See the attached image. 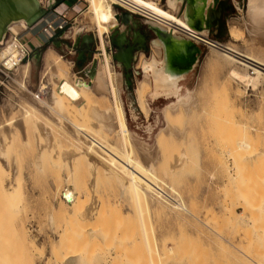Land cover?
Masks as SVG:
<instances>
[{
	"label": "rangeland",
	"instance_id": "1",
	"mask_svg": "<svg viewBox=\"0 0 264 264\" xmlns=\"http://www.w3.org/2000/svg\"><path fill=\"white\" fill-rule=\"evenodd\" d=\"M81 1L84 3V7L75 15L76 18L72 24L75 27L73 34L75 39L77 32L83 29H91L95 31L94 28L89 26L85 19V13L89 7V2H86L85 0ZM167 2L168 0H161V6L167 8ZM181 3L182 0H180V6L175 7L178 11L177 9L170 8L171 19L182 18L181 14L184 10L182 9L183 6ZM248 3L249 0H219L217 7L221 9V16H218L216 20H221V23H218L215 34L210 35V38L216 39L220 42H228L230 41V27L234 24L240 25L241 28H245L244 36L249 40H241L235 43L232 42V45L246 52H254L264 56V38L261 36H253V39H250V37L248 38V29L244 25V18L247 17L246 12L248 10ZM114 7L119 13L124 9L115 4ZM146 19L152 22L149 17L141 13H134L129 22L124 25L122 23L119 24V26H117L115 30H112L111 33V37L113 34L114 37H116L120 31L127 30L128 32H131L135 27L148 32L149 46L147 50L142 49L136 53L132 75L129 73L127 78L123 63L113 57L114 55L112 56L110 52L109 53L111 55V62L114 67L116 79L118 77L121 81V85L119 84V98L120 103L125 110L126 126L136 144L142 149H146L145 153L150 155V159L153 158L155 160L156 157L159 156L158 147H156L157 133L161 128L167 127L165 109L168 105L174 102L169 95H162L160 98H154L155 100L149 98L151 110L148 117H145L139 107L138 89L140 87V81L144 78L145 73L142 68L144 66L140 64V61L144 56L146 58H151L153 54H155V57H157L156 55L158 51V48L154 43L157 34L155 30L153 31L148 26ZM120 21L123 22L121 19ZM17 26L22 28V31L19 34L23 35L24 31H26L27 26L24 28L25 24H14L9 31V33L12 34V36L10 35L11 38L15 37V33L13 32L14 28ZM107 35L105 38L106 46L111 43V49L114 50L115 45L111 42V39L107 38ZM254 37L257 39H254ZM191 41H193L199 48L200 54L196 62L193 63L194 68L190 73L189 79L183 83L181 82L183 87L179 83L180 79L177 80V85H180V87L175 94H177L176 96H181L182 99L186 98L189 100L190 97L195 99L196 96L198 101H201V99L206 101V99L208 100V98H210L213 92L219 91L223 86L226 88L229 86L228 89L231 88L229 93L233 95H230L231 99L236 105V115H238L239 118L247 119L251 124L261 128L262 137L260 143L257 145L258 149L256 150L255 159L258 160L259 163H262H260L258 170H261L260 172L262 175H260V178H263L261 180L262 182L260 181V184H263V186L261 185L262 190L260 189V192L263 195H258L259 201H257V208H252L255 210L251 211L244 210V208H242V210L240 209L239 190L241 188L238 189L239 179L236 183L237 178L235 181L234 177V175L237 174V167L234 162L235 159L233 158L234 154L223 153L218 145L215 146L214 142L216 141L215 139L213 141V138L209 141V146H212L210 147L211 149H209L206 145V140H203L202 129L200 130V125H202L205 120V113L199 110L201 114L198 118L196 117L197 131L193 135L194 140H187V144L180 149L179 153L175 154L179 155L184 152V155L187 156H184L186 161L183 158L184 161L177 168L179 171L178 174L169 177V170L167 173L165 167L162 166L163 181L174 186L189 210H192L191 212L194 213H192V215L184 214V217L180 218L183 214L178 217V215L170 214L167 210L163 212L162 210L154 211L153 209L149 213L145 210L144 206V218L148 232L150 234H152L151 232H155L158 236V243L161 246L162 244L165 245L166 251L160 250L162 256L155 254L152 258V262L148 257L147 250L142 248L144 246L136 244L140 240L141 243L143 240L141 223H139V215L136 209H134L135 205L133 201L130 196L123 191L122 187L117 182L114 183V181H110L106 178H102V180L104 179L103 182H100L102 180L99 181L98 187L93 186L91 173L83 170L81 176L84 178L86 184L84 183L85 185L82 184L80 186V200H84V202L87 200L88 196L86 189H88L90 191V196L85 203H89L88 205H90L95 199V205L97 207L91 211L89 218L82 221V225L75 223L72 218L71 222L74 226L71 225L74 228L77 227L76 232L79 234L77 239L80 241L78 245L83 246V249H85V247L86 249L88 248L87 253L90 251L91 253L88 258L86 257L88 255H86L87 250L82 251L84 253L82 255V263L71 258L68 260L67 258H64L63 253L70 245H62L61 247H58L57 250H54L52 245L53 242L59 238L60 234H65V231H67L66 234L68 235L69 230L70 233L72 232L69 225H67V230L65 228V225L69 224L67 223L68 220L65 221L67 207L64 205L65 208L61 206L62 202L60 201L62 200L57 194V188L59 181L58 176L61 177L64 175L60 180L66 181L69 178L68 176L66 177V175L69 173L71 174V170H68L66 167L68 166V168H70V161L68 164V156L66 158V155L71 152L73 145L69 140V132L66 133L68 129L60 124L61 121L59 122V120H63V118L57 114L56 118L52 115L53 122L48 125H52L51 127L55 130L53 134L54 136L56 135L54 138L56 141L53 140L54 142H52L54 143V146L55 144L56 147L57 145L59 146L58 148L61 150L60 153L56 152V149H54L55 147L52 149L46 147L49 144H52V142L47 138H45L47 139L45 140L44 136H41L40 128L38 129L40 126H38L39 122L36 120L37 118L35 119L36 122L32 120L28 123L26 132L20 130V126L16 124L18 117H20V106L18 105H21L20 102L22 104L24 103L21 101L24 97L20 90H23V87L20 85L22 83V85L27 87L29 91L35 92L39 89V85L44 82L50 85L52 91L55 90L56 84L51 80L47 65L45 64L47 54L51 51L58 54L59 60H65L67 64L71 62V65L69 64L70 66H68L71 67L69 68V71L73 79L83 89L86 90V84H91V79L84 75L83 71L78 72L77 68L80 67V63L77 61V55L79 53L76 52V50H73V52H68V50L59 51L51 41L45 43L39 50H36L34 46L37 44L35 45V41H32L28 44L30 48L29 60L25 61L15 69L14 73L11 74V77H9L8 80H5V83H0V159L3 161L5 167L9 169L11 178H15V176L19 177V175H21L20 180L23 178L20 182V194L18 196L14 195L8 197L5 196L3 187L6 184V181L9 182L11 179H7V172H5L6 178L5 174H1L0 176V264H136L137 261L139 262L137 264H141L142 260H144L142 264H264V80L258 89H253L252 87H247V89H245L242 83L237 80H232L230 77V79L228 78L229 64H225V62L223 63V61H221L220 66L217 68L210 69L206 67L207 56L209 53L213 52L207 42L197 40ZM161 47H163L162 44ZM97 48L98 47L96 46L94 51L99 54V48ZM162 51L164 54L163 48ZM142 53H144V56H141L140 58ZM97 56L98 57L95 59L99 63L101 60L100 54ZM93 57H95V54L90 53L89 59L92 60ZM155 57L150 60H144L146 64H150L153 61H157ZM72 60L75 61L74 64ZM222 65L223 69H221ZM153 70L155 71V68ZM170 72L174 73L177 71L172 70ZM163 73L164 72L157 71L155 74L159 77ZM80 74H83L86 78V80L81 81L82 85L78 82L79 80H77V77ZM119 75H121V77ZM126 78L128 79V82L126 81ZM224 79L227 82H224L225 85L222 84ZM230 81H232L231 86L229 85ZM171 84L175 83L173 82ZM87 92L88 91H86V94ZM66 100L70 101L68 98ZM65 102L66 101L62 102V104ZM64 110L66 114L64 113ZM66 110V107L65 109L61 107L59 111L60 113L62 112L61 114H63V116L65 115V118L71 119L72 115H70V113L68 114V111ZM42 120L44 119H41V121ZM9 128L11 130L14 129L10 136L6 132ZM254 135L255 132L252 131L253 141L256 140ZM44 140V143H47L48 141V144L42 146ZM206 146L208 148H206ZM39 147L43 148L40 149ZM47 148L49 150H47ZM67 148L70 149V151H68ZM182 149L185 150L183 151ZM215 149H217V151ZM212 151H214V155ZM244 151V156H246V150ZM62 152H64V154ZM216 152L225 155L224 157L223 154H219L223 157V159H220L224 162L220 161V159H218L219 157L215 156ZM55 153H57L56 156ZM230 156L232 157L230 158ZM237 156H240V154ZM54 157L56 158L54 159ZM234 157L236 158V155ZM62 158L66 160L63 161ZM218 161L224 164L223 167L221 163V167L219 166ZM172 163H174V160ZM57 170H59V173ZM66 172L68 173L66 174ZM211 189H213L212 202L210 200ZM18 207L20 209H18ZM61 208L66 215L64 214V216H62ZM63 208L66 210H63ZM57 211H61V218H56V215L57 217L60 216V212L58 215ZM207 213L208 215L206 216ZM207 217L210 218L208 219ZM242 223H244L246 238L245 255H243V258L240 251ZM152 225L154 228H152ZM18 227H20L19 235L16 232ZM24 228L29 235L25 236L23 234ZM64 237H68L69 239V236L65 235ZM93 238H96V240ZM166 238L168 239L165 240ZM169 238L174 239L170 240ZM161 240L164 242L162 243ZM135 241L137 242L135 243ZM182 241H184L185 244H183ZM87 243L89 244L87 245ZM178 244H180V246H178ZM169 250L171 254L169 253ZM167 251L169 254L166 253ZM140 259L142 260L140 261ZM155 259H158V262ZM252 260H254V262H252Z\"/></svg>",
	"mask_w": 264,
	"mask_h": 264
},
{
	"label": "bare ground",
	"instance_id": "2",
	"mask_svg": "<svg viewBox=\"0 0 264 264\" xmlns=\"http://www.w3.org/2000/svg\"><path fill=\"white\" fill-rule=\"evenodd\" d=\"M41 1L46 4L53 0ZM191 1L193 3V10L191 13L192 16L187 13L185 8L181 14L182 18L171 19L170 8L177 9L175 8V0H168L167 8L161 6V0H88L89 7L85 13V19L87 20L89 26L95 29L96 35L98 37V48L101 59L99 63H96L95 73L90 77L91 84H86V90L83 89L73 79L69 71V68L71 67L68 66L71 65V62L69 63L67 61L70 64L69 65L65 62V60H59L58 54L50 50L51 52L47 54L45 64L47 65L51 80L56 84L55 90L52 91L50 85L44 82L39 85V89L35 92L29 91V89L23 86L22 83L20 85L23 87V90H20L24 97L23 100L21 99V101H23L24 103L22 104L20 102L21 105H18L20 106V117H18V121L16 124L20 126V130L26 132L28 123L32 120L34 122H36L37 120L39 122L38 126L40 127H38V129L40 128L41 136H44V139L47 138L52 142L56 136H54L53 134L55 130H53V128L51 127L52 125L50 126L48 124H52V118L53 116H55L56 118L57 114L63 118V120L59 118V122L61 121L60 124L63 125L64 128L68 129V131L66 130V133L69 132V140L73 145V149L71 150V152H67L68 154L66 155V158L67 156L69 158V160L67 158V163L69 164L70 161V168H68V166L66 167L68 170H71L70 172L72 176L70 173V176L69 174L66 175V177H69L66 181L60 180V178L62 176L64 177V175H62L61 177L58 176L60 182L58 181L57 188V194L62 200L60 201L62 202L61 206L67 207V212L65 211L67 215L62 211L61 208L63 214L62 216H64L65 214V221L68 220L67 223H69L65 225V228L67 230V225H69L73 234L72 232L70 233L69 230L67 235V231L64 230L65 234H60L61 236L59 235V238L55 240L52 245V248L54 250H57V248L61 247L62 245H72L71 247L68 245L69 248H66L63 253L64 258H67V260L71 258L77 260V262L80 263L83 259V250H87L86 255H88L86 257H90L91 253V251L87 253L88 248L86 249L85 247V249H83V246L78 245L80 241L77 239L79 235L76 232L77 227L74 228V225L71 222L72 218L75 223H77L78 225H82V221H84L86 218H89L91 211H93L97 207L95 205V199L94 202L92 201L93 203L90 205H88L89 203H85L88 201L90 196V191L86 188L85 189L87 191L88 198L85 196L87 198L85 202L84 200H80V186L84 183L86 184L84 178H82L81 176V172L83 170L91 173L93 186L98 187L99 181L102 180V178H106L110 181H114V183L117 182L122 187L123 191L128 194L133 201L135 205L134 209H136L139 215V223H141L143 240L141 243V240L139 242L135 241V243L137 242V245L139 244L144 246L142 248H145L147 250L148 257L151 261L155 254H159L160 256H162L160 250L166 251L165 245L162 244L161 246L158 243V236L155 234V232H151L152 234L148 232L146 221L144 218V206L145 210L149 213L153 209L154 211L162 210L163 212L167 210L170 214L172 213L174 215H178V217L179 215L183 214V216H180V218L184 217V214L192 215V213H194L191 212L192 210H189L183 198L179 196L174 186L163 181L162 170L163 167H165L167 173L169 170V177L171 175L178 174L179 171L177 168L180 164H182V162L184 161L183 158L185 159L184 156L186 155H184V152L180 153L179 155L175 154L179 153L180 149L187 144V140H194L193 135L197 131L196 117L198 118L202 111L205 113V120L204 123L200 125V130L202 129L203 140H206V145L209 147V149H211L210 147H212L209 146V141H211V138H213L212 140L214 141L215 139L216 141L214 142L215 146L218 145L223 153L231 155L234 154V156L236 155V158H238L236 159L233 156V158L235 159V165L237 167V174H235L234 177L235 181L237 178L236 183L239 179L238 189L241 188L239 190L240 206L244 208V210H255L252 208H255L258 204V195H263L260 192L262 190L261 185L263 186V184H260V181L263 178H260V175L262 174L260 172L261 170H258L261 162L259 163V161L255 159L256 150L258 149L257 145L261 141L262 131L260 127L255 126L251 124L247 119H243L241 117L239 118V116L236 115V105L231 99L230 95L232 94L229 93V90L231 89H228L229 86L228 88L223 86L221 87V89H219V91L213 92L210 98H208V100L206 99V101L204 99L198 101L196 96L195 99L192 97H190L189 100L186 98L182 99L181 96H176L177 94H175L177 86L168 85L172 82L170 81L171 73L165 72L159 77L156 76L155 72L152 71L153 69L148 64H146L144 58L142 57L141 61L140 59L139 61L140 64L145 67V73L144 78L140 81V87L138 89V103L145 117H148L150 115L151 106L149 103V98L151 99L162 95H169L172 97L174 102L168 105L165 109V119L167 121V127L161 128L157 133L156 147H158L159 156H157L155 160L153 158L150 159V155H147L145 153L146 149L144 150L136 144L126 126L125 110L120 103L119 98V84L121 85V81L118 77L116 79L114 67L111 62L112 59L105 41L106 35L110 34L115 26L123 23L118 17L119 12L114 7L115 3H121L125 5V7H127V10L132 13V16H128L129 20L133 17L134 11L142 13L143 15L151 19L153 27L165 29V31L169 35V41L172 43L170 45L171 49H169V57H166L165 54H163V47H161V43L158 39L157 43L155 44V46L158 48L156 55L157 57H155V59L160 61L158 63H161V65L155 64L157 70L163 72L166 69L175 70L183 68L184 70L181 74H184L185 72L193 68V63L196 62L200 54L199 48L191 40L204 41L207 42L210 45V48L213 50V52L209 53V55L207 56L206 67L210 69L217 68L220 66L221 61H223V63L225 62V64H229L228 78L230 77L232 78V80H237L238 82L242 83L245 89H247V87L258 89L261 86L262 81L264 80V56L254 52H246L232 45V42L235 43L241 40H249L244 36L245 28L243 29V27L241 28L240 25L236 24L232 25L231 27L229 26L230 41L228 42H220L216 39H211L208 34V22L220 15V10L217 7L219 0ZM179 6L180 5H178V7ZM246 13L247 17L244 18V25L248 29V38L250 37V39H253V36H261L262 38H264V0H249L248 10ZM18 23L25 24L27 26L25 21L21 20L13 22L11 27L14 24ZM196 23L198 24L197 27L194 26L196 25ZM21 31L22 28L20 26H17L14 28L13 33H20ZM254 39L257 38L254 37ZM2 43H4L3 39L0 40V46ZM99 54L95 53V58L98 57L97 55ZM193 58L195 59L193 60ZM221 69H223V65ZM119 76L121 77V75ZM78 79L79 78H77V80ZM62 81H64V83L60 87ZM78 82L81 83V81ZM224 82H226L225 79L222 84H224ZM231 84L232 81H230L229 85L231 86ZM86 91H88L87 94ZM65 98H68L70 101L66 100ZM64 101L66 102L62 104V102ZM61 107H63L64 109L66 107V111H68L67 113H70V115H72L71 119L69 117V119L65 118V115L63 116V114H61L62 112L60 113L59 110ZM199 110H201V112ZM41 119L44 120L41 121ZM13 131L14 129L11 130L9 128L6 132L10 136L12 135ZM252 131L255 132V141H253L252 139ZM45 140L42 143H44ZM53 142L46 147H50V149L55 147L54 149H56V152L60 153L61 150L60 148H58L59 146L57 145L56 147V144L54 146ZM47 144L48 141L42 146H45ZM50 145L53 146L51 147ZM207 146L206 148H208ZM47 150L49 149L47 148ZM67 150L70 151V149L68 148ZM182 150L184 151L185 149ZM215 150L217 151V149ZM244 150H246V156H244ZM214 151H212L213 155ZM57 153H55V156ZM62 153L64 154V152ZM223 153L220 154L219 152H216L215 156L219 157L218 159H223V157L220 156ZM239 154L240 156H237ZM231 157L232 156H230V158ZM55 158L56 157H54V159ZM222 159H220V161H222ZM65 160L63 159V161ZM173 160L174 163H172ZM220 163L221 162L218 161L219 166L221 167L222 165L223 167L224 164L221 163L220 165ZM57 171L59 173V170ZM5 172L8 173L7 179H11L9 182L6 181V184L3 187L5 196H18L20 194V182L23 178L21 177L22 179L20 180L21 175H19V177L15 176V178H11L9 169L5 167L3 161L0 159V176L1 174H5L6 178ZM58 173L56 172L57 175ZM67 173L68 172H66V174ZM103 181L104 179L100 182ZM64 192L70 193L72 195L71 199H67L64 196ZM64 208L63 210H66ZM18 209L20 208L18 207ZM61 211H57L58 215L60 212V216L57 217L56 215V218H61ZM207 215L208 213L206 214V216ZM152 228H154L153 225ZM25 230L26 229L24 228L23 234L25 236L29 235ZM16 232L19 235L20 227L16 229ZM69 234L71 235V237ZM63 235L69 236V239L68 237L66 238ZM167 239L168 238H166L165 240ZM94 240H96V238ZM161 241L162 243L164 242L163 240ZM182 242L183 244H185L184 241ZM88 244L89 243H87V245ZM180 244H178V246H180ZM166 253L169 254L170 250L169 253L168 251ZM142 259H140V261ZM155 260L157 261L158 259ZM142 262H144V260H142ZM137 263L139 262L137 261Z\"/></svg>",
	"mask_w": 264,
	"mask_h": 264
},
{
	"label": "water",
	"instance_id": "3",
	"mask_svg": "<svg viewBox=\"0 0 264 264\" xmlns=\"http://www.w3.org/2000/svg\"><path fill=\"white\" fill-rule=\"evenodd\" d=\"M218 1V0H216ZM58 0H53L48 3H43L41 0H0V40H5L6 37L9 36V31L11 30V25L16 21H25L28 26H31L35 22H37L44 14H46L50 9L54 8L57 4ZM192 1L186 0V11L189 15L192 13ZM220 14H221V9ZM132 16V13L123 9L121 13H119L118 17L125 23L129 22L128 16ZM134 15V14H133ZM192 16V15H191ZM219 16V15H218ZM209 23V22H208ZM118 26V25H117ZM114 27V29L117 28ZM198 24L196 23V25ZM113 29V30H114ZM154 30L157 34V39L163 46L164 54L166 57H169V52L171 49L170 45L172 44L169 40V35L165 31V29L155 28ZM94 34V33H93ZM86 40L87 36L84 37ZM111 42L119 48H122L121 42L115 41V38L111 37ZM41 47H37L36 50H39ZM96 59L92 58L91 63L82 69L84 75L90 77L95 73L96 70ZM87 79V80H89ZM79 81H84L86 78L79 77ZM64 81L61 82L60 87L63 85ZM64 196L67 199H71L72 195L70 193L64 192Z\"/></svg>",
	"mask_w": 264,
	"mask_h": 264
},
{
	"label": "built area",
	"instance_id": "4",
	"mask_svg": "<svg viewBox=\"0 0 264 264\" xmlns=\"http://www.w3.org/2000/svg\"><path fill=\"white\" fill-rule=\"evenodd\" d=\"M88 2L87 0H85ZM116 6L123 7L127 9L125 5L121 3H115ZM134 13H139L135 12ZM142 14V13H141ZM76 16L70 17L69 9L65 8L60 11H56L54 8L50 9L46 14H44L37 22L28 27V32L34 38L39 37L44 42L47 43L58 31L63 30L69 26H73ZM95 33L94 30H92ZM10 33L8 37L5 38L4 43L0 46V83H5L11 77L22 63L29 60L30 48L28 46V40L24 39L21 34L15 33V37L11 38ZM18 35V36H17ZM97 39L96 34L94 35ZM110 39V35H108ZM109 43V47H111ZM74 45H72L68 52H73ZM99 50V49H98ZM73 64L75 63L72 60ZM82 71V70H81ZM79 71V72H81ZM84 77L83 74L78 75L77 78Z\"/></svg>",
	"mask_w": 264,
	"mask_h": 264
},
{
	"label": "flooded vegetation",
	"instance_id": "5",
	"mask_svg": "<svg viewBox=\"0 0 264 264\" xmlns=\"http://www.w3.org/2000/svg\"><path fill=\"white\" fill-rule=\"evenodd\" d=\"M181 4L183 6L182 9L184 10L186 8V0H182V3ZM219 16H221V15H219ZM217 18L218 17L214 18L213 20H210V22H209V29H208L209 36L212 35V34H215V32L217 30L218 23H221V20H218V21L216 20ZM146 23L154 31V27H153L152 23L148 19H146ZM122 24L124 25V23H122ZM111 33H112V31L110 32L109 35H111ZM113 37H114V34H113ZM107 38H108V35H107ZM114 38H115V41L121 42L122 48H119V47H117L115 45L114 46L115 49L113 50V49H111V47H112V45H111V47L107 46L108 51L111 53L112 56L114 55L113 57H115L118 61H120V62L123 63V67L125 69V74H126V77L128 78L129 73H131V75L133 74L132 73V70H133V66H134L135 59H136V53L138 51L142 50V49L143 50H147V48L149 46V36H148V32H146V30H143L141 28L135 27V28H133L131 30V32H128L127 30L126 31H123V30L120 31L119 34H117L116 37H114ZM97 39H98V37H97ZM156 42H157V38L154 39V43L155 44H156ZM87 44L88 45H87V47H85V51L88 52L90 50L91 53H94L95 54L96 51H94V48L96 49V46L98 47V40H97L96 46H95V42H93V43H87ZM74 49L76 50V52L79 53V51L82 48H80V46H78L76 44V45H74ZM141 56H144V53H142L140 55V58H141ZM153 57H155V54H153V56L151 58H153ZM151 58H146L144 56V59H146V60H150ZM194 59L195 58H193V60ZM157 61H153L150 64H148L152 69L155 68V71L153 70L155 73L157 71L158 72L160 71V70H157L156 69V65L159 64ZM154 63H156V65ZM152 64H154V65H152ZM160 65H161V63H160ZM139 67H141V66H139ZM142 68H143V72H145V69H144L145 67H142ZM193 68L190 69V70H188L184 74H181L182 71L184 70L183 68H181V69H175L177 72H174V73H171L170 71H172V70H170V69H166L165 71H163V70L162 71L164 73L165 72H170L171 73V79H170V81H172L171 83L174 82L175 84H168V85L169 86H177V88L175 90V92H177L178 91V88L180 87V85H176L177 84V80L180 79L179 80V83L180 84H181V82L183 83L186 80H188L189 77H190V73L193 70ZM127 78H126V81L128 82V79ZM181 86H182V84H181ZM160 97L161 96L155 97V98H160ZM152 99H154V98H152Z\"/></svg>",
	"mask_w": 264,
	"mask_h": 264
},
{
	"label": "crops",
	"instance_id": "6",
	"mask_svg": "<svg viewBox=\"0 0 264 264\" xmlns=\"http://www.w3.org/2000/svg\"><path fill=\"white\" fill-rule=\"evenodd\" d=\"M175 7H177L180 4V0H175ZM84 3L81 0H58L56 6L54 9L56 11H60L62 9L68 8L70 17H74L77 13L83 9ZM26 28V25L24 26ZM12 29V28H11ZM74 26H69L63 30L58 31L49 41L59 49V51H66L68 50L72 45H78L80 48H82L79 51V54L77 55V61L80 63V67H78V72L81 71L84 67L89 65L91 63V60L89 59L91 51L89 50L88 52L85 51V47H87V43H97V40L95 38L96 32L93 34V31L91 29H83L79 32H77L76 39L73 37L74 34ZM22 35V34H21ZM85 36H87V39L84 40ZM97 36V35H96ZM22 37L26 40H28V43H31L32 41H35L34 46L35 48L37 47H42L44 42L40 39V37L34 38L33 36L30 35L28 32V27L26 28V31H24ZM84 49V50H83ZM210 200L211 202L213 201V189H211L210 193ZM242 210V207L240 208ZM245 227L244 223H242V231H241V254L242 258L243 255H245V245H246V238H245ZM254 262V260H252Z\"/></svg>",
	"mask_w": 264,
	"mask_h": 264
}]
</instances>
